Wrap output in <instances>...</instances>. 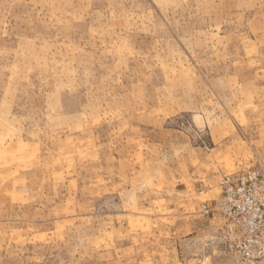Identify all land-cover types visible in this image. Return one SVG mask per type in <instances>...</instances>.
Listing matches in <instances>:
<instances>
[{
    "label": "rangeland",
    "instance_id": "obj_1",
    "mask_svg": "<svg viewBox=\"0 0 264 264\" xmlns=\"http://www.w3.org/2000/svg\"><path fill=\"white\" fill-rule=\"evenodd\" d=\"M243 177L264 0H0V264H264Z\"/></svg>",
    "mask_w": 264,
    "mask_h": 264
},
{
    "label": "built area",
    "instance_id": "obj_2",
    "mask_svg": "<svg viewBox=\"0 0 264 264\" xmlns=\"http://www.w3.org/2000/svg\"><path fill=\"white\" fill-rule=\"evenodd\" d=\"M221 201V209L237 219V228L248 239L257 241L264 225V208L260 199L261 187L255 177L228 179Z\"/></svg>",
    "mask_w": 264,
    "mask_h": 264
},
{
    "label": "crops",
    "instance_id": "obj_3",
    "mask_svg": "<svg viewBox=\"0 0 264 264\" xmlns=\"http://www.w3.org/2000/svg\"><path fill=\"white\" fill-rule=\"evenodd\" d=\"M216 203V202H215ZM213 219H215V218H213ZM216 220V219H215ZM218 221V223L217 222H215V223H217V225L218 226H222L223 225V222H224V220L223 219H221L220 221L219 220H217Z\"/></svg>",
    "mask_w": 264,
    "mask_h": 264
}]
</instances>
